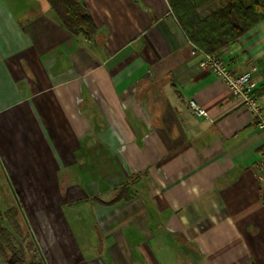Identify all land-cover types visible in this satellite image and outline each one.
<instances>
[{"label": "crops", "instance_id": "obj_1", "mask_svg": "<svg viewBox=\"0 0 264 264\" xmlns=\"http://www.w3.org/2000/svg\"><path fill=\"white\" fill-rule=\"evenodd\" d=\"M81 2L91 38L48 0H0V166L23 208L55 211L38 227L54 264H264L255 118L199 67L169 0ZM219 54L264 94V20ZM66 207L91 214L82 250Z\"/></svg>", "mask_w": 264, "mask_h": 264}, {"label": "trees", "instance_id": "obj_2", "mask_svg": "<svg viewBox=\"0 0 264 264\" xmlns=\"http://www.w3.org/2000/svg\"><path fill=\"white\" fill-rule=\"evenodd\" d=\"M48 1L71 34L85 38H91L95 34V26L81 0ZM209 1L211 0H169L187 40L206 53L219 54L221 49L233 44L246 30L264 20V0H216L217 8L200 16L198 8ZM126 196V189L123 188L112 202ZM0 255L8 264L22 263L21 257L16 253L6 257L0 250Z\"/></svg>", "mask_w": 264, "mask_h": 264}, {"label": "rangeland", "instance_id": "obj_3", "mask_svg": "<svg viewBox=\"0 0 264 264\" xmlns=\"http://www.w3.org/2000/svg\"><path fill=\"white\" fill-rule=\"evenodd\" d=\"M20 202L19 195H15L9 186L6 172L0 166V250L6 257H10L13 253L18 254L22 259L21 264H54L47 245H52L55 237L47 234L46 238H43L38 227L47 233L53 230L51 215L55 211L27 210ZM81 205L84 207L85 204L81 203ZM62 211L76 245L82 250L86 245L87 232L92 228L88 226L91 219L90 212L81 211L82 214L77 217L72 215L75 212L73 208L66 207Z\"/></svg>", "mask_w": 264, "mask_h": 264}, {"label": "built area", "instance_id": "obj_4", "mask_svg": "<svg viewBox=\"0 0 264 264\" xmlns=\"http://www.w3.org/2000/svg\"><path fill=\"white\" fill-rule=\"evenodd\" d=\"M191 54L199 56V67L220 79L236 103L243 106L255 118L256 127L264 131V94H255L261 74L255 69L240 73L230 71L220 54L206 53L194 45ZM190 107L196 116H206L204 110L194 101H190ZM255 167L259 179L264 180V155L259 158Z\"/></svg>", "mask_w": 264, "mask_h": 264}, {"label": "water", "instance_id": "obj_5", "mask_svg": "<svg viewBox=\"0 0 264 264\" xmlns=\"http://www.w3.org/2000/svg\"><path fill=\"white\" fill-rule=\"evenodd\" d=\"M0 264H8L3 257L0 255Z\"/></svg>", "mask_w": 264, "mask_h": 264}]
</instances>
